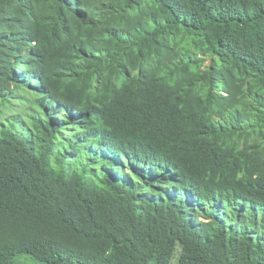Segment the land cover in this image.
I'll use <instances>...</instances> for the list:
<instances>
[{"label": "trees", "instance_id": "trees-1", "mask_svg": "<svg viewBox=\"0 0 264 264\" xmlns=\"http://www.w3.org/2000/svg\"><path fill=\"white\" fill-rule=\"evenodd\" d=\"M264 264V0H0V264Z\"/></svg>", "mask_w": 264, "mask_h": 264}, {"label": "rangeland", "instance_id": "rangeland-1", "mask_svg": "<svg viewBox=\"0 0 264 264\" xmlns=\"http://www.w3.org/2000/svg\"><path fill=\"white\" fill-rule=\"evenodd\" d=\"M14 264H41L27 255H17L14 258ZM171 264H174L171 263Z\"/></svg>", "mask_w": 264, "mask_h": 264}]
</instances>
